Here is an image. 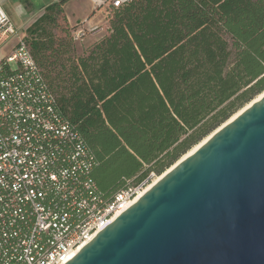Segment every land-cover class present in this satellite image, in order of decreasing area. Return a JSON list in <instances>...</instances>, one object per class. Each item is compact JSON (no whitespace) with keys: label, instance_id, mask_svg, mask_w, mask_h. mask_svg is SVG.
I'll return each instance as SVG.
<instances>
[{"label":"trees","instance_id":"1","mask_svg":"<svg viewBox=\"0 0 264 264\" xmlns=\"http://www.w3.org/2000/svg\"><path fill=\"white\" fill-rule=\"evenodd\" d=\"M65 1L45 5L25 40L107 199L160 175L264 90V0H129L74 57L73 26L50 30L66 23Z\"/></svg>","mask_w":264,"mask_h":264},{"label":"built area","instance_id":"2","mask_svg":"<svg viewBox=\"0 0 264 264\" xmlns=\"http://www.w3.org/2000/svg\"><path fill=\"white\" fill-rule=\"evenodd\" d=\"M94 1L105 6L107 16L109 8L129 0ZM86 22L71 28V41L100 30ZM0 34L17 36L14 49L0 60V264H64L153 173L110 199L98 193L88 177V151L58 112L24 34L18 35L1 5Z\"/></svg>","mask_w":264,"mask_h":264},{"label":"water","instance_id":"3","mask_svg":"<svg viewBox=\"0 0 264 264\" xmlns=\"http://www.w3.org/2000/svg\"><path fill=\"white\" fill-rule=\"evenodd\" d=\"M207 137L64 264H264V94Z\"/></svg>","mask_w":264,"mask_h":264},{"label":"crops","instance_id":"4","mask_svg":"<svg viewBox=\"0 0 264 264\" xmlns=\"http://www.w3.org/2000/svg\"><path fill=\"white\" fill-rule=\"evenodd\" d=\"M57 0H0V5L19 31L25 29L43 12L45 5ZM105 6L98 7L94 0H66L63 4L66 23L78 25L86 20L89 26L100 25L106 19ZM0 34V60L8 55L13 47V38ZM13 37V36H12Z\"/></svg>","mask_w":264,"mask_h":264},{"label":"rangeland","instance_id":"5","mask_svg":"<svg viewBox=\"0 0 264 264\" xmlns=\"http://www.w3.org/2000/svg\"><path fill=\"white\" fill-rule=\"evenodd\" d=\"M107 19L102 20L100 23V30L93 33V34H89L84 40L79 41V42H70V51H69V55L74 57V56H79L81 54H83L85 52V50L88 48V46H90L92 43H94L95 41L99 40L100 38H102L103 36L106 35L107 33ZM67 26V23H65L62 19L61 16H58L57 18V25L52 26V28L50 29L52 34L54 35V37L56 38H62L65 36V28ZM23 30H19L18 31V35L19 34H24V36L26 37L25 31L22 32ZM13 38L14 40V44L12 47V50L15 47L16 41H17V36H10L7 39ZM11 50V51H12ZM11 68H15L17 67V64L15 62L10 63ZM156 177V174L151 175L150 180L148 181V183H150L154 178ZM145 186V185H144ZM143 186V187H144Z\"/></svg>","mask_w":264,"mask_h":264},{"label":"bare ground","instance_id":"6","mask_svg":"<svg viewBox=\"0 0 264 264\" xmlns=\"http://www.w3.org/2000/svg\"><path fill=\"white\" fill-rule=\"evenodd\" d=\"M264 94V90L262 91V93H260L259 95H257L254 99H252L250 102L246 103L242 108H240L239 110H237L230 118H228L227 120H232L233 118H235L238 114H240L245 108H247V106H249L250 104H252L253 102H255L256 100H258L259 98L262 97V95ZM209 135V134H208ZM209 137H205L204 139H202L200 142H198L197 144H195L192 148H190L185 154H183L179 160H182L184 158H186L188 156V154L197 149L198 147H200ZM168 169V168H167ZM167 171H165L166 173ZM165 173L162 172V174L156 176L150 183H147L144 187H142L137 194L125 205L123 206L121 209H119L117 212H115V214L112 216V219L121 211L125 210L126 208H128V206L135 201L139 196H141L146 190H148L158 179H160ZM111 219V220H112ZM95 234L91 235L89 238H87L84 242H82L72 253V255L74 256L79 250L80 248H82L87 242H89L93 236ZM72 256V257H73Z\"/></svg>","mask_w":264,"mask_h":264}]
</instances>
